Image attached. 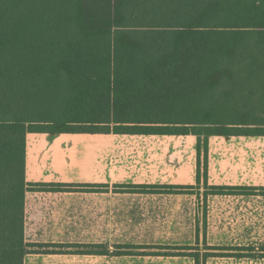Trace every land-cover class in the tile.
Here are the masks:
<instances>
[{"label": "trees", "instance_id": "trees-1", "mask_svg": "<svg viewBox=\"0 0 264 264\" xmlns=\"http://www.w3.org/2000/svg\"><path fill=\"white\" fill-rule=\"evenodd\" d=\"M25 2L36 0H0V264H23L25 253L39 252L32 247L48 246L24 240L27 132L113 126L116 132L186 134L189 125H204L213 128L208 136H264V118L246 103L241 111L236 101L242 96L248 103L252 88L244 89L261 81L264 0H64L62 22L47 8L39 16ZM226 60L240 66L234 70ZM227 81L228 89L211 94ZM235 188L244 189L213 187L204 202L208 193ZM202 214L204 249H232L205 244L206 208ZM120 247L124 254L139 248ZM165 248L193 256L195 264L221 254L204 252L201 259L181 251L195 246Z\"/></svg>", "mask_w": 264, "mask_h": 264}, {"label": "crops", "instance_id": "crops-1", "mask_svg": "<svg viewBox=\"0 0 264 264\" xmlns=\"http://www.w3.org/2000/svg\"><path fill=\"white\" fill-rule=\"evenodd\" d=\"M243 136L252 135H209L208 174L199 180V137L190 132L127 133L113 126L95 132H27L24 240L48 246L32 247L39 252L25 253L23 264H195L193 256L168 254L178 250L165 247L195 246L181 251L198 252L201 259L204 251H212L202 249L200 229L196 240L197 195L205 183L257 193L207 194L205 244L232 249L201 263L264 260V241L249 238L253 230L247 218L264 207L218 204L231 196H264L258 193L264 187L263 165L255 163L259 145L236 139ZM58 185L63 188L51 189ZM167 186L184 188L169 191ZM214 214L229 216L225 222L211 221ZM217 222L220 227H213ZM124 245L139 248L118 253Z\"/></svg>", "mask_w": 264, "mask_h": 264}, {"label": "rangeland", "instance_id": "rangeland-1", "mask_svg": "<svg viewBox=\"0 0 264 264\" xmlns=\"http://www.w3.org/2000/svg\"><path fill=\"white\" fill-rule=\"evenodd\" d=\"M192 1H195V0H192ZM24 4H28V3H24ZM22 4V5H24ZM29 7H32L33 9L36 10L37 14L39 16L41 15H45V8H47V11L51 14H54V17H55V22H62V20H64V15H67V12L64 11V8L67 7V5L65 4L64 0H55V2H51L50 0H36L35 3H31V4H28ZM63 15V16H62ZM22 16H19L18 14L15 15V18H18V19H21ZM33 21L34 20H37L39 19L38 17H32L31 18ZM16 21H18L16 19ZM259 58H261V61L263 62L262 63V69H260L259 71V75H258V78L257 80H261L260 82H257L255 85L253 86H247L246 89H244V92L245 94H247V88H252V93L249 94V102L247 103L245 101V99L242 98V96L237 99V104H238V107L239 109L242 111V109H244V107L242 106L243 104L245 105V103L247 104V108H248V111H250L253 115H256L257 117H261V118H264V50H263V53H260V56ZM226 62H230L229 65L234 67L236 70L239 66H240V63L238 62H235L233 60H226ZM226 81V80H224ZM230 86V83L227 81V82H224L222 83L221 85L215 87L213 90H211V94L212 95H215L216 97L218 95L221 94V92L223 90H226L228 89V87ZM242 91V89H241ZM249 93V92H248ZM238 97V95H237ZM240 107H243V108H240ZM239 111V110H238ZM239 111V112H241ZM213 128H209L208 126L205 127L204 125L203 126H192V125H189L188 127V133H192V134H195L196 136L199 137V150H198V158H197V162H198V172H197V175L199 177V180L202 179V180H206V177H207V174H208V170H207V167H208V142L205 143V138L208 136L207 133H210L211 130ZM201 134V135H199ZM213 139H215L214 137H212ZM236 139L240 140V141H257V144L259 145L257 147V153H258V156H256V158L258 157V159H256L255 163L259 162V167L263 165V168L264 169V136H257L256 139H253V135L252 136H243L241 138L237 137ZM235 139V140H236ZM208 141V140H207ZM214 141H217V140H214ZM250 156L247 155L246 156V161L249 162L250 160ZM252 159V158H251ZM233 162V161H232ZM242 163V162H240ZM167 187H171V186H167ZM214 187H218V186H214ZM261 187V186H260ZM173 188H180V187H173ZM184 188V187H183ZM213 187L211 186H208L206 185V183L203 185V188L200 190L201 191V194L200 196L197 195V203H196V206H197V225L199 226V229L200 230H203V226H204V222H203V209L204 208H207V201L205 200L204 202V198H203V195L204 193L206 192H209V191H212ZM238 193L240 190H250L252 193H257L256 191L250 189V188H247V187H244V189H238V188H235ZM171 191H179V190H171ZM183 191V190H181ZM180 191V192H181ZM231 191V190H228V192ZM264 193V187H261L259 188V192L258 193ZM231 193H234V192H231ZM218 202V201H217ZM216 202V203H217ZM219 205H225V206H234V205H244V206H262L264 207V196H238V197H229L225 200H220L218 202ZM206 217V220H205V226H207V218H208V215L206 213L205 215ZM229 215L227 214H214L212 215L211 217V221H216V219L220 218L223 219L222 222H225V217H227ZM223 217V218H222ZM247 218L249 219L248 220V227L250 228V230H253L251 236H249V238H252V239H260V240H263L264 241V210L261 211V213H251V214H247ZM220 223L217 222L216 224H214L213 227H220L219 226ZM224 225V224H223ZM225 227V225H224ZM205 230H207V228L205 227ZM200 237L202 238V234L200 235ZM202 249H204V246L202 247ZM205 252V251H204ZM210 252H213V253H221L219 255H230L231 252H225L223 250H212ZM200 264H202L200 262ZM237 264H264V260H259V261H250V260H247V261H239Z\"/></svg>", "mask_w": 264, "mask_h": 264}]
</instances>
